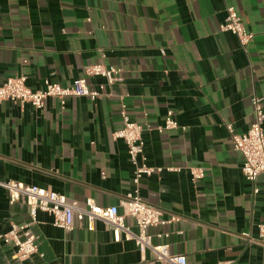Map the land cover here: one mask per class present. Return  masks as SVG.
<instances>
[{"label": "crops", "instance_id": "1", "mask_svg": "<svg viewBox=\"0 0 264 264\" xmlns=\"http://www.w3.org/2000/svg\"><path fill=\"white\" fill-rule=\"evenodd\" d=\"M229 7L253 35L246 49L219 30ZM94 65L120 71L112 85L87 79L95 101L1 103L0 182L47 189L81 209L87 198L118 207L134 190L126 145L112 137L124 106L143 128L146 164L161 169L138 187L166 222L148 229L152 244L166 242L187 264H264V173L248 182L231 142L252 123L253 95L264 111V0H0V86L24 77L32 90L69 87ZM168 111L178 128L159 132ZM196 169L204 175L192 181ZM125 224L136 232L131 218ZM11 225L28 226L37 253L19 261L0 241V264H161L116 242L101 221L72 232L42 212L32 222L0 188V235Z\"/></svg>", "mask_w": 264, "mask_h": 264}, {"label": "built area", "instance_id": "2", "mask_svg": "<svg viewBox=\"0 0 264 264\" xmlns=\"http://www.w3.org/2000/svg\"><path fill=\"white\" fill-rule=\"evenodd\" d=\"M226 13L225 21L219 30L234 36L239 46L246 49L253 35L246 31L241 18L232 7L227 8ZM119 72L112 67L94 65L87 67L84 77L75 80L69 87H60L45 81L41 90L30 89L26 85V78L24 77L8 79L0 86V105L7 101L19 106L30 105L34 109H42L48 98L57 99L61 105L66 99L72 97L88 98L95 101L99 97V93L89 88L87 79L100 77L112 85L119 81ZM261 102L260 97L256 95L251 97L253 120L248 131L244 134L231 135L233 150L238 153L242 160L241 173L252 185H255L258 177L264 173V111ZM119 115L122 126L113 133L112 137L122 140L126 145L128 159L134 169L131 180L134 190L125 195L118 207H99L92 199L87 198L83 203L84 208L81 209L77 203L68 202L66 197L61 194L13 180L0 182V188L6 192L9 205L21 202L27 206L32 222H35L37 213L42 212L52 218L53 227L65 232H72L76 222L80 226L85 222L88 229L92 230L93 223L101 221L112 232L116 242L131 241L140 253L149 250L153 255L154 262L187 264L184 256L170 253L169 245L166 242L157 245L152 244V237L148 234V229L158 227L166 222L162 221L160 209L151 207L142 200L138 187L142 177L161 172V169H153L145 162L142 142L143 128L129 119L124 106H121ZM177 128L178 124L173 118V113L168 111L164 126L157 130L163 132ZM228 129L231 132L230 126ZM169 170L172 171V169ZM203 175L202 169L191 171L192 181L202 179ZM253 194H258L257 188H254ZM119 208L122 209V213H119ZM125 218H131L134 221L136 232H131L125 224ZM27 229V225H11L7 233L0 235L2 243L12 245L15 248L13 257L19 261L26 260L37 253L36 238ZM257 230L259 238L262 239L264 237V225H258ZM242 236L248 237L246 234H242ZM157 237L158 239L163 238L162 235ZM215 264L230 263L219 262Z\"/></svg>", "mask_w": 264, "mask_h": 264}]
</instances>
